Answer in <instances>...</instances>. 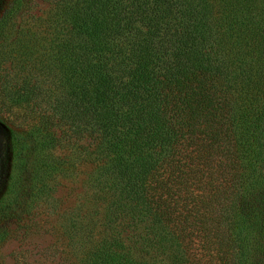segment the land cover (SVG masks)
<instances>
[{
    "label": "trees",
    "instance_id": "1",
    "mask_svg": "<svg viewBox=\"0 0 264 264\" xmlns=\"http://www.w3.org/2000/svg\"><path fill=\"white\" fill-rule=\"evenodd\" d=\"M50 20L29 128L90 147L74 264H264V0H55Z\"/></svg>",
    "mask_w": 264,
    "mask_h": 264
},
{
    "label": "rangeland",
    "instance_id": "2",
    "mask_svg": "<svg viewBox=\"0 0 264 264\" xmlns=\"http://www.w3.org/2000/svg\"><path fill=\"white\" fill-rule=\"evenodd\" d=\"M7 1L0 0V12ZM54 2L21 0L0 37V199L10 212L0 220V264H74L80 253L71 229L88 209L90 147L62 126L51 130L52 144L45 139L49 131L29 128L34 105L44 109L45 88L57 84L55 70L46 76L42 56L54 37ZM32 84L36 92L27 93ZM10 102L19 106L8 107ZM43 166L52 173H42ZM39 179L45 187L34 194L31 185Z\"/></svg>",
    "mask_w": 264,
    "mask_h": 264
}]
</instances>
